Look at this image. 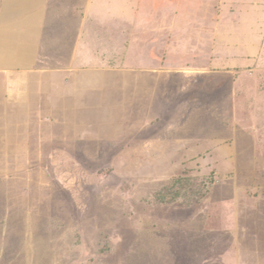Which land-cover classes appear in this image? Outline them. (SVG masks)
<instances>
[{"label": "rangeland", "instance_id": "1", "mask_svg": "<svg viewBox=\"0 0 264 264\" xmlns=\"http://www.w3.org/2000/svg\"><path fill=\"white\" fill-rule=\"evenodd\" d=\"M0 264H264V0H0Z\"/></svg>", "mask_w": 264, "mask_h": 264}, {"label": "trees", "instance_id": "2", "mask_svg": "<svg viewBox=\"0 0 264 264\" xmlns=\"http://www.w3.org/2000/svg\"><path fill=\"white\" fill-rule=\"evenodd\" d=\"M206 187L203 184L195 185L189 178H176L166 185L158 194L157 200L161 203H172L182 199L187 205L198 204Z\"/></svg>", "mask_w": 264, "mask_h": 264}, {"label": "crops", "instance_id": "3", "mask_svg": "<svg viewBox=\"0 0 264 264\" xmlns=\"http://www.w3.org/2000/svg\"><path fill=\"white\" fill-rule=\"evenodd\" d=\"M51 24H53V21H52V22L50 21V23H49L48 25H51ZM76 40H77V38L74 40V42H75ZM76 43H77V42H76ZM76 43H75V45H76ZM75 48H76V46H75ZM71 57L73 58V54H72ZM58 69H59V67H58ZM66 69H67V68H66ZM84 74H85V73H84ZM81 79H82V80H81L80 82L83 83V85L86 84V85L88 86L90 83L92 84L91 80H90L87 76H86V77L84 76V77L81 78ZM119 82H121V81H119V80L116 81V83H115V87H116V88H117V86H119V85H117V84H119ZM83 85H82V87H83ZM15 91H18V90H15ZM15 91H14V90L10 91V95H9V97L12 96V95H14V94H17V95H18V92L15 93ZM117 91H118V90H117ZM13 92H14V93H13ZM11 94H12V95H11ZM16 97H17V96H16ZM15 99H16V98H14L13 101H15ZM21 102H22V101H21ZM17 117H19V116H17ZM17 117H16V118H17ZM16 118H15V119H16Z\"/></svg>", "mask_w": 264, "mask_h": 264}]
</instances>
